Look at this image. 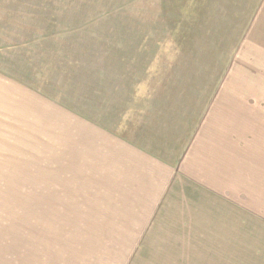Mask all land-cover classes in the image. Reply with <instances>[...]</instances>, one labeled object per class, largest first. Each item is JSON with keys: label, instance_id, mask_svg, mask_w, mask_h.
Returning <instances> with one entry per match:
<instances>
[{"label": "rangeland", "instance_id": "1", "mask_svg": "<svg viewBox=\"0 0 264 264\" xmlns=\"http://www.w3.org/2000/svg\"><path fill=\"white\" fill-rule=\"evenodd\" d=\"M261 138L264 0H0V264H264Z\"/></svg>", "mask_w": 264, "mask_h": 264}, {"label": "crops", "instance_id": "2", "mask_svg": "<svg viewBox=\"0 0 264 264\" xmlns=\"http://www.w3.org/2000/svg\"><path fill=\"white\" fill-rule=\"evenodd\" d=\"M243 129H250V131H251V128H243ZM215 134V133H214ZM242 134H243V136H245V135H247V137H246V139H248V137L251 135V139H253L252 137L254 136V134H251V132H248V133H245V132H242ZM235 139V136L234 135H229V136H227V137H224V136H217L216 134H215V136L214 137H210L209 138V144L212 142V141H214V140H218L220 143H222L224 146H226V147H229L230 148V150L228 151V152H226V153H224V154H221L222 156L223 155H229V154H231L232 156L230 157L231 159L233 158V154H234V143H236L238 140H234ZM234 140V141H233ZM241 140V139H240ZM261 141H264V138H261L260 139ZM251 145H253V144H251ZM251 151V150H250ZM221 155H217V156H215V160H222L223 162H225V161H228V159L229 158H225V157H222ZM249 160H251V158H249ZM198 164L199 165H201L200 164V162H198ZM239 165L240 164H238V165H236L235 166V168L236 167H239Z\"/></svg>", "mask_w": 264, "mask_h": 264}]
</instances>
